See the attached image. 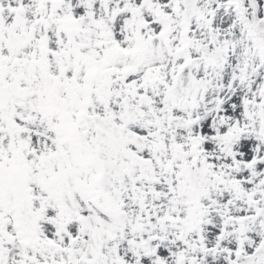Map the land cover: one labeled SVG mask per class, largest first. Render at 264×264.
<instances>
[{
  "label": "snow or ice",
  "instance_id": "1",
  "mask_svg": "<svg viewBox=\"0 0 264 264\" xmlns=\"http://www.w3.org/2000/svg\"><path fill=\"white\" fill-rule=\"evenodd\" d=\"M0 264H264V0H0Z\"/></svg>",
  "mask_w": 264,
  "mask_h": 264
}]
</instances>
